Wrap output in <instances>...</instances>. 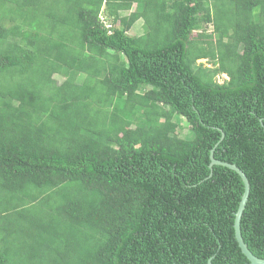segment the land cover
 Here are the masks:
<instances>
[{"label": "trees", "instance_id": "1", "mask_svg": "<svg viewBox=\"0 0 264 264\" xmlns=\"http://www.w3.org/2000/svg\"><path fill=\"white\" fill-rule=\"evenodd\" d=\"M212 155L264 258V0H0V264L249 262Z\"/></svg>", "mask_w": 264, "mask_h": 264}, {"label": "water", "instance_id": "2", "mask_svg": "<svg viewBox=\"0 0 264 264\" xmlns=\"http://www.w3.org/2000/svg\"><path fill=\"white\" fill-rule=\"evenodd\" d=\"M211 158H212L211 166H213L215 164H221V165L227 166L233 170H236L241 175V177L244 181L245 191L243 193L242 200L240 202L238 211L236 212V218H235V224H234L235 235H236L237 241L239 243V246H240L242 252L247 256V258L249 260V262L241 263V264H264V258H260V257L256 256L249 249L248 244L244 241L242 233H241V217H242V214H243V211L245 209V205H246V202L248 200L249 193H250V181H249L247 175L245 174V172L241 168H239L236 164L217 160L213 155L211 156ZM206 264H213V262H212V260H209Z\"/></svg>", "mask_w": 264, "mask_h": 264}, {"label": "rangeland", "instance_id": "3", "mask_svg": "<svg viewBox=\"0 0 264 264\" xmlns=\"http://www.w3.org/2000/svg\"><path fill=\"white\" fill-rule=\"evenodd\" d=\"M126 13H127V12H126ZM101 15H103V16H104L105 18H107V19H108V17H109V16L107 15V13L104 11V8H103V10H102ZM209 29L211 30V29H212V26H210ZM135 35H137V34H135ZM200 61H201V62H206V60H204V59H202V60H200ZM84 77H85L84 74L80 75V77H79V81H82ZM225 77H226L225 75H221L220 77H218V80H219L220 82H222V81L224 80ZM55 78H56L59 82H61V83L64 82V80H65L64 77L61 76V75H59V74L55 75ZM179 120H180V121H179L180 125H179V128H178V132H179L180 136H181V137H189V136L191 135L189 124L187 123L186 119L183 118V117H180Z\"/></svg>", "mask_w": 264, "mask_h": 264}, {"label": "crops", "instance_id": "4", "mask_svg": "<svg viewBox=\"0 0 264 264\" xmlns=\"http://www.w3.org/2000/svg\"><path fill=\"white\" fill-rule=\"evenodd\" d=\"M136 8H137V3H135L133 5V9L135 10ZM127 13L125 12V14H127ZM143 33H144V19L143 18H140L132 26V28L129 31V34L134 35V36H140ZM135 34H137V35H135Z\"/></svg>", "mask_w": 264, "mask_h": 264}, {"label": "built area", "instance_id": "5", "mask_svg": "<svg viewBox=\"0 0 264 264\" xmlns=\"http://www.w3.org/2000/svg\"><path fill=\"white\" fill-rule=\"evenodd\" d=\"M100 17H101V20L103 21V23L105 24V26L109 29V32H111V28H112L111 22H109L108 19L105 18L103 15H100Z\"/></svg>", "mask_w": 264, "mask_h": 264}]
</instances>
